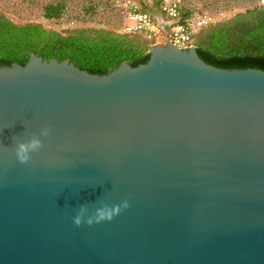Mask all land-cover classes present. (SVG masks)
Here are the masks:
<instances>
[{"label": "water", "instance_id": "water-1", "mask_svg": "<svg viewBox=\"0 0 264 264\" xmlns=\"http://www.w3.org/2000/svg\"><path fill=\"white\" fill-rule=\"evenodd\" d=\"M148 53L103 76L0 67V264H264V72ZM48 129L19 162L16 140Z\"/></svg>", "mask_w": 264, "mask_h": 264}, {"label": "trees", "instance_id": "trees-1", "mask_svg": "<svg viewBox=\"0 0 264 264\" xmlns=\"http://www.w3.org/2000/svg\"><path fill=\"white\" fill-rule=\"evenodd\" d=\"M123 1L50 3L42 10L47 26L15 24L0 14V67L24 66L32 56H37L44 60L68 61L80 70L103 76L122 63L131 67L145 64L150 57L147 41L140 35L122 32L125 23ZM107 5L114 7L115 18L101 14ZM155 6L158 8V3ZM254 6L229 20L213 21L198 30L193 45L200 59L219 69L264 72V3ZM143 10L154 12L148 7ZM194 14L212 16L193 6L190 0H181L182 20Z\"/></svg>", "mask_w": 264, "mask_h": 264}, {"label": "built area", "instance_id": "built-area-1", "mask_svg": "<svg viewBox=\"0 0 264 264\" xmlns=\"http://www.w3.org/2000/svg\"><path fill=\"white\" fill-rule=\"evenodd\" d=\"M156 3L162 15L177 22L165 27L159 24L151 13L143 10L144 7L151 8ZM121 7L125 14L122 32L142 36L149 48L154 45H165L168 42L179 50L189 49L194 47L195 33L212 23L210 16L200 14L182 20L181 0H124Z\"/></svg>", "mask_w": 264, "mask_h": 264}, {"label": "rangeland", "instance_id": "rangeland-1", "mask_svg": "<svg viewBox=\"0 0 264 264\" xmlns=\"http://www.w3.org/2000/svg\"><path fill=\"white\" fill-rule=\"evenodd\" d=\"M60 1L66 0H0V14L15 24L35 23L47 26L42 18L43 7ZM190 2L211 14L212 22L220 23L254 8V5H261L264 0H190ZM101 14L115 18V9L112 5H107ZM53 29L55 30L54 26Z\"/></svg>", "mask_w": 264, "mask_h": 264}, {"label": "clouds", "instance_id": "clouds-1", "mask_svg": "<svg viewBox=\"0 0 264 264\" xmlns=\"http://www.w3.org/2000/svg\"><path fill=\"white\" fill-rule=\"evenodd\" d=\"M51 130H42L39 134H32L28 139H17L15 145V156L16 159L21 163H26L31 159L34 154H39L44 145L42 141L49 139ZM128 202L122 201L120 204L113 205L111 208H104L97 210L95 216L84 219L85 209L73 217V223L79 227L83 222L88 225L95 223H101L104 221H111L115 216H117L122 209L128 208Z\"/></svg>", "mask_w": 264, "mask_h": 264}, {"label": "crops", "instance_id": "crops-1", "mask_svg": "<svg viewBox=\"0 0 264 264\" xmlns=\"http://www.w3.org/2000/svg\"><path fill=\"white\" fill-rule=\"evenodd\" d=\"M150 10H153L154 12H151L153 17L159 22V24L167 27L170 25L175 24L177 21L171 20L169 17L164 16L160 13L159 9L154 5L150 8Z\"/></svg>", "mask_w": 264, "mask_h": 264}]
</instances>
